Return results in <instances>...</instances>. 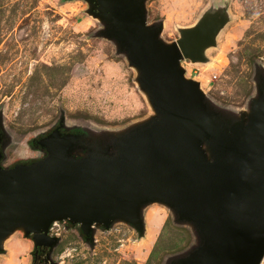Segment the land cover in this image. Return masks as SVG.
Returning a JSON list of instances; mask_svg holds the SVG:
<instances>
[{"label": "water", "instance_id": "obj_1", "mask_svg": "<svg viewBox=\"0 0 264 264\" xmlns=\"http://www.w3.org/2000/svg\"><path fill=\"white\" fill-rule=\"evenodd\" d=\"M137 70L154 111L118 134L84 137L55 128L38 144L46 156L0 165V251L17 229L35 242L32 264H51L53 221L93 227L123 221L143 234L142 208L161 203L189 224L197 244L168 264H261L264 257V73L239 117L215 109L180 61L205 62L224 24L216 15L180 29L171 44L148 25L144 0H86ZM3 135L0 134V161ZM80 156H73L76 152Z\"/></svg>", "mask_w": 264, "mask_h": 264}, {"label": "rangeland", "instance_id": "obj_2", "mask_svg": "<svg viewBox=\"0 0 264 264\" xmlns=\"http://www.w3.org/2000/svg\"><path fill=\"white\" fill-rule=\"evenodd\" d=\"M144 8L148 25L162 24L166 44L204 16L224 18L205 62L180 66L215 109L247 113L264 73V0H144ZM88 9L86 0H0L1 167L45 157L38 142L55 128L97 138L154 115L137 70L99 34L104 25ZM141 216L143 234L114 221L108 229L95 225L92 241L79 225L59 221L51 264H168L197 244L192 227L166 205L148 204ZM2 246L0 264H32L35 242L21 229Z\"/></svg>", "mask_w": 264, "mask_h": 264}, {"label": "built area", "instance_id": "obj_3", "mask_svg": "<svg viewBox=\"0 0 264 264\" xmlns=\"http://www.w3.org/2000/svg\"><path fill=\"white\" fill-rule=\"evenodd\" d=\"M59 221H53L49 228H48V235L52 236V237H57L58 236V232H53L54 228L56 227V225L58 224Z\"/></svg>", "mask_w": 264, "mask_h": 264}, {"label": "bare ground", "instance_id": "obj_4", "mask_svg": "<svg viewBox=\"0 0 264 264\" xmlns=\"http://www.w3.org/2000/svg\"><path fill=\"white\" fill-rule=\"evenodd\" d=\"M207 49H208V48L205 49L204 54H206Z\"/></svg>", "mask_w": 264, "mask_h": 264}, {"label": "flooded vegetation", "instance_id": "obj_5", "mask_svg": "<svg viewBox=\"0 0 264 264\" xmlns=\"http://www.w3.org/2000/svg\"><path fill=\"white\" fill-rule=\"evenodd\" d=\"M0 134H2L1 131H0ZM2 135H3V134H2ZM3 139H4V136H3Z\"/></svg>", "mask_w": 264, "mask_h": 264}, {"label": "trees", "instance_id": "obj_6", "mask_svg": "<svg viewBox=\"0 0 264 264\" xmlns=\"http://www.w3.org/2000/svg\"><path fill=\"white\" fill-rule=\"evenodd\" d=\"M78 134V133H77ZM85 239H86V237L85 236H83Z\"/></svg>", "mask_w": 264, "mask_h": 264}]
</instances>
